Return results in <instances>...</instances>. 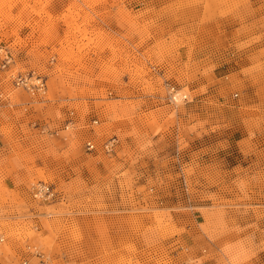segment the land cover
<instances>
[{"label":"rangeland","instance_id":"rangeland-1","mask_svg":"<svg viewBox=\"0 0 264 264\" xmlns=\"http://www.w3.org/2000/svg\"><path fill=\"white\" fill-rule=\"evenodd\" d=\"M37 253L264 264V0H0V264Z\"/></svg>","mask_w":264,"mask_h":264},{"label":"built area","instance_id":"built-area-1","mask_svg":"<svg viewBox=\"0 0 264 264\" xmlns=\"http://www.w3.org/2000/svg\"><path fill=\"white\" fill-rule=\"evenodd\" d=\"M11 60V58H8L6 57L4 59V64L3 66H5L9 61ZM27 79L23 76H18L17 77V81H16V85L17 84H23L25 87H26V81ZM176 93H174V90L171 89L170 90V98L172 101H175L176 99ZM182 101L185 100L187 98V95H182L179 97ZM95 122V121H94ZM114 141L115 139H111L107 142H105V144L103 145L104 146V149L107 150V151H110L113 147V144H114ZM87 146L88 148H93L94 147V144L91 142V141H88L87 142ZM40 182V181H39ZM31 188H30V194L32 196V198L34 199H37V198H42V199H48V200H53L55 197H56V192L54 191L53 187L49 184H43L42 182L40 183H35V184H31ZM40 192L42 193V195L40 194ZM38 260L36 263L34 264H45L44 261H43V258L42 256L37 253L36 254ZM16 264H30V262L26 259H19L18 262Z\"/></svg>","mask_w":264,"mask_h":264},{"label":"bare ground","instance_id":"bare-ground-1","mask_svg":"<svg viewBox=\"0 0 264 264\" xmlns=\"http://www.w3.org/2000/svg\"><path fill=\"white\" fill-rule=\"evenodd\" d=\"M27 81V80H26ZM17 85H22L23 87H25L23 84H17ZM27 90H31V91H33L34 90V87H32L30 84H28V81L26 82V87H25ZM36 183H40V182H36ZM43 184H46V183H44V182H42ZM33 184H35V183H33ZM32 186V185H31ZM31 186H30V188H31ZM40 194L42 195V193L40 192ZM37 199H42V198H37ZM43 258V257H42ZM23 259H26V258H23ZM26 260H28L29 262H30V264H34V263H36L37 262V260H38V258L36 257V259L35 260H29V259H26ZM43 261H44V259H43ZM18 262V261H17ZM16 262V263H17ZM15 263V264H16ZM44 263H45V261H44ZM46 264V263H45Z\"/></svg>","mask_w":264,"mask_h":264}]
</instances>
